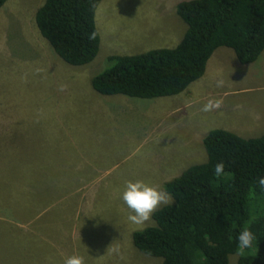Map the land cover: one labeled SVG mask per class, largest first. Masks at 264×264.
Instances as JSON below:
<instances>
[{
  "label": "rangeland",
  "instance_id": "1",
  "mask_svg": "<svg viewBox=\"0 0 264 264\" xmlns=\"http://www.w3.org/2000/svg\"><path fill=\"white\" fill-rule=\"evenodd\" d=\"M42 1L0 6V264H63L71 255L85 264H158L133 247L131 233L142 228L128 220L121 194L129 180L162 189L205 161L209 127L198 93L190 85L192 102L182 93L103 96L89 79L108 67L109 55L174 46L185 30L174 11L180 0H101L98 51L79 66L60 60L39 35L33 13ZM230 60L211 73L229 89L215 95L222 100L215 111L228 115L220 121L239 137L264 134V48L251 64ZM245 70L249 78L241 77ZM233 103L238 112H227ZM74 150L84 158L71 161ZM84 175L92 180H79ZM11 179H23L25 189H10ZM24 218L29 224L20 229Z\"/></svg>",
  "mask_w": 264,
  "mask_h": 264
},
{
  "label": "trees",
  "instance_id": "2",
  "mask_svg": "<svg viewBox=\"0 0 264 264\" xmlns=\"http://www.w3.org/2000/svg\"><path fill=\"white\" fill-rule=\"evenodd\" d=\"M6 0H0V6ZM101 0H43L34 25L54 54L69 65L96 55L94 12ZM175 14L185 24L179 41L136 54L109 55L108 67L92 75L90 87L103 96L153 99L181 93L198 79L217 47L232 50L238 63L255 61L264 48V0H180ZM205 161L186 167L161 185L172 202L160 206L150 225L131 233V243L158 264H264V134L242 138L211 129L202 139ZM224 162L220 177L214 175ZM16 180L15 185L13 181ZM23 179L9 188L25 189ZM248 227L253 249L239 254L238 235Z\"/></svg>",
  "mask_w": 264,
  "mask_h": 264
},
{
  "label": "clouds",
  "instance_id": "3",
  "mask_svg": "<svg viewBox=\"0 0 264 264\" xmlns=\"http://www.w3.org/2000/svg\"><path fill=\"white\" fill-rule=\"evenodd\" d=\"M215 86L222 88L225 86L223 79L215 80ZM222 106V100L209 99L202 107V111L210 112L219 109ZM225 170L224 162H218L214 168V175L220 177ZM257 183L264 187V177L258 178ZM124 204L130 209L128 220L143 228L146 222L150 221L152 214L162 205L172 202V197L165 190L158 186L150 185L143 180L127 181L125 188L121 194ZM239 254L243 255L245 249H253V241L255 239L250 228H243L238 237ZM63 264H85V259L80 255H71L64 259Z\"/></svg>",
  "mask_w": 264,
  "mask_h": 264
},
{
  "label": "crops",
  "instance_id": "4",
  "mask_svg": "<svg viewBox=\"0 0 264 264\" xmlns=\"http://www.w3.org/2000/svg\"><path fill=\"white\" fill-rule=\"evenodd\" d=\"M231 57H232L234 63H236L237 65H245V64L238 63V61L236 60V58L234 56V53L232 52L231 49L226 48V47H217L216 49H214L212 51V53L210 54V56L208 57V59L206 60L205 64H204V69H203L202 75L198 79H196L193 82H191L186 87V89L181 92L182 93L181 95H183L184 97L185 96L186 97L189 96L190 99H189L188 102H192L193 100L191 98V95H192L193 91L190 89V85L191 86L193 85L194 86V89L198 93V96L195 99V105L196 104H199V108L202 109L203 105L205 103H207V101L209 99H213L214 100L215 95H220L221 92H223V93L224 92H229L228 91L229 89H223L222 90L221 88H217L215 86V80H217V78L211 76V73L213 71H215L216 69L225 66L228 63V61H231L230 60ZM249 64H251V63H249ZM241 74H242L241 77H247V78H249V76H250V72L248 70L241 71ZM197 84H200L201 85V88H198L197 87ZM246 85H244V86H246ZM244 86H242V87H244ZM203 87H204V90H203ZM238 90H240V88ZM232 91H235V90H232ZM238 108H239V104L238 103H233L228 108L227 112L228 111H233V112H236L237 113L238 112ZM222 117H228V115H221V116H219L217 114V111H215V110L210 111V112H204V114H203L204 120L208 122V125H206V127L207 128L209 127V130L215 129V128H218V129L223 128V130L232 132L230 129H228V127H230L231 129H233L230 125H222V121H220ZM224 126L226 128H224ZM233 131H234V129H233ZM69 133H72L71 130L69 131ZM70 138L71 137H69V139ZM79 154H82V153L79 152V151H75L74 150L70 154L69 158L71 159V161H76L78 159V157L80 159L81 158H84L82 155H79ZM82 161H83V159H82ZM79 180H92V179L90 177H85V175H84ZM47 204H49V202L46 201L44 203V205L38 207L41 212L45 211V209L47 207ZM17 224L20 227V229H24V228H26L28 226L29 222H28V220H25V218H24V219L20 220ZM38 230H39V228H38ZM42 236H43L42 234H39V237H42Z\"/></svg>",
  "mask_w": 264,
  "mask_h": 264
}]
</instances>
